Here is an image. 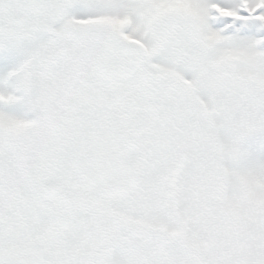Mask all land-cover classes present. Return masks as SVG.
Listing matches in <instances>:
<instances>
[{
	"label": "snow or ice",
	"instance_id": "snow-or-ice-1",
	"mask_svg": "<svg viewBox=\"0 0 264 264\" xmlns=\"http://www.w3.org/2000/svg\"><path fill=\"white\" fill-rule=\"evenodd\" d=\"M0 264H264V0H0Z\"/></svg>",
	"mask_w": 264,
	"mask_h": 264
}]
</instances>
